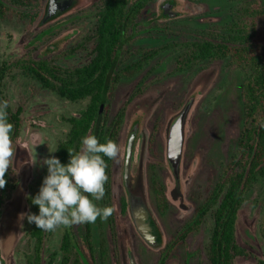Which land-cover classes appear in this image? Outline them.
<instances>
[{
  "label": "rangeland",
  "instance_id": "1",
  "mask_svg": "<svg viewBox=\"0 0 264 264\" xmlns=\"http://www.w3.org/2000/svg\"><path fill=\"white\" fill-rule=\"evenodd\" d=\"M260 1L264 5V0ZM166 2L174 4L172 14L180 16L164 17L160 6ZM47 3L48 0H41L38 10L32 12L40 14L35 19L20 18L16 13L0 17V68L21 57L52 61L64 68L83 67L90 61L97 6L102 0H82L70 14L41 26ZM231 8L229 0H154L141 13L131 42L121 54L120 68L142 61L145 55L154 57L139 73L117 83L105 104L109 122L124 107L126 116L117 143L120 156L112 167V204L116 208L113 224L111 216L107 221L98 218L92 223L96 264H100L101 242L108 252L107 264H157L165 253L166 264H209L212 212L204 216L200 227L185 240L180 236L207 201L237 148L244 120L243 75L230 67L227 60L179 70L176 57L183 52L181 44L214 39L211 34L220 32ZM169 45L173 46L164 48ZM2 90L10 107L22 110L23 127L15 145L13 168L19 178L23 171L28 173L29 197L39 192L48 174L42 161L56 157L58 143L70 129L68 119L78 116L89 101L70 102L24 77L18 69L8 72ZM189 102L192 107L186 123L181 191L176 192L167 162V132L172 120ZM134 123L138 124V133L131 182L133 189L143 184L148 207L162 231L159 249L146 244L135 229L129 207L123 210L121 205L124 198L128 201L123 173L127 141ZM33 161L37 164L33 165ZM153 174L164 187L168 202L165 210L161 195L153 189ZM103 199L95 203L107 206ZM27 212H31L29 206ZM263 224L264 186L260 183L249 192L238 213L236 240L246 253L237 257L234 264H264ZM31 226L26 218L21 221L10 258L7 261L0 251V264H28V257L34 254ZM70 228L84 258L94 264L85 241L86 223ZM63 230L57 229L46 237L42 264H60Z\"/></svg>",
  "mask_w": 264,
  "mask_h": 264
},
{
  "label": "trees",
  "instance_id": "2",
  "mask_svg": "<svg viewBox=\"0 0 264 264\" xmlns=\"http://www.w3.org/2000/svg\"><path fill=\"white\" fill-rule=\"evenodd\" d=\"M152 1L154 0H102L104 7L99 13L94 35L97 55L88 66L64 68L52 61L21 57L0 68V102H8L2 86L8 72L15 69L20 70L24 77L36 81L42 88L54 91L70 102L89 101L78 116L68 119L70 129L58 143L56 150V157L62 164L66 165L70 160L68 150L78 151L82 137L86 135H95L101 143L106 142L105 138L118 143L126 108L121 109L109 122L106 112L100 114L101 102L105 99L107 103L108 96L117 83L139 73L154 57L150 54L138 61L136 69L130 67L129 72H114L121 49L132 37V26ZM229 1L232 4L230 15L220 32L211 34L214 39L181 44L179 47L183 52L176 57L179 70L193 69L216 60H227L230 67L243 75L241 97L244 120L237 148L231 154L207 201L184 226L180 236L181 240H185L200 227L204 216L212 212L214 227L207 249L210 264H234L237 257L245 255V250L236 240L238 213L249 192L257 184L262 183L264 186V127L260 126L264 123V5L260 0ZM40 2L41 0H0V17L16 13L20 18L35 19L40 14L32 12L38 10ZM7 113L9 122L14 125L12 139L15 146L23 127L22 110H13L8 103ZM104 159L109 178L105 189L109 195L114 160L107 157ZM5 179L7 184L0 189V216L19 181L13 165ZM151 183L154 191L161 195L165 210L168 202L164 187L155 174L151 177ZM36 194L28 197V205L31 213L38 215L39 207L31 203V198ZM124 207L126 208L125 203ZM64 229L59 249L60 264H88L71 231ZM51 233L40 230L32 223L29 234L34 241V254L28 257V264H42L44 242ZM86 237L91 239V223H86ZM166 257L165 253L160 264H164Z\"/></svg>",
  "mask_w": 264,
  "mask_h": 264
},
{
  "label": "clouds",
  "instance_id": "3",
  "mask_svg": "<svg viewBox=\"0 0 264 264\" xmlns=\"http://www.w3.org/2000/svg\"><path fill=\"white\" fill-rule=\"evenodd\" d=\"M7 108V101L0 102V189L7 184L5 177L12 168L17 149L12 139L14 125L8 120ZM260 126L264 127V123ZM105 140L101 143L95 135L82 137L78 151L68 150L70 160L66 165L55 156L45 158L42 164L47 166L48 174L39 192L31 198V203L39 207V214L20 213V219L26 218L28 223L49 232L95 223L98 218L107 221L116 208L99 207L95 201H101L106 195L109 178L104 157L115 161L121 149L112 139ZM31 163L36 165L37 161Z\"/></svg>",
  "mask_w": 264,
  "mask_h": 264
},
{
  "label": "water",
  "instance_id": "4",
  "mask_svg": "<svg viewBox=\"0 0 264 264\" xmlns=\"http://www.w3.org/2000/svg\"><path fill=\"white\" fill-rule=\"evenodd\" d=\"M71 3L60 6L57 0H48L47 13L41 20L40 25L44 26L50 22L58 12H64L71 7ZM180 16L174 13L171 17ZM106 100L103 99L100 107V114L105 110ZM192 102L179 113L170 123L167 132V162L175 179L176 192L181 191V164L184 152L186 123ZM138 133V125L130 132L127 141L126 155L124 162V184L128 194L129 212L140 237L153 249L162 247V231L153 217L145 197L143 184L133 189L129 186L131 173L133 171V148ZM27 180L28 173L23 171L19 181L12 193L11 198L4 205L0 216V233H1V253L8 261L10 253L15 242L16 233L21 223L20 213H26L28 209L27 197Z\"/></svg>",
  "mask_w": 264,
  "mask_h": 264
},
{
  "label": "flooded vegetation",
  "instance_id": "5",
  "mask_svg": "<svg viewBox=\"0 0 264 264\" xmlns=\"http://www.w3.org/2000/svg\"><path fill=\"white\" fill-rule=\"evenodd\" d=\"M57 2L60 4V6H63L64 4H69V3H71L72 5H71V7L69 8V9H67L66 11H64V12H58V14L52 19V20H55V19H57V18H60V17H62V16H64V15H68V14H70L71 12H73L75 9H76V7L82 2V0H57ZM174 6V4H172V3H169V2H166V3H164L163 5H161L160 6V8H161V10H162V12H163V15H164V17H168V18H170L171 17V15H172V11L175 9V7H173ZM103 4H100L99 6H97V15H96V19L98 20V16H99V13L101 12V10L103 9ZM173 7V8H172ZM147 8V6L144 8V10ZM143 10V11H144ZM142 11V12H143ZM141 12V13H142ZM46 13H47V8L45 9V11H44V16L46 15ZM141 15V14H140ZM140 15H139V17H140ZM139 17L137 18V20L135 21V23H134V25L132 26V27H134V29L137 27V21H138V19H139ZM51 20V21H52ZM96 24H97V21H96ZM95 30H96V26H95ZM132 33V32H131ZM94 35H95V33H94ZM132 38V37H131ZM131 38H129L128 39V42L125 44V46L121 49V51H120V54H119V56H118V61H117V63H116V65H115V70H114V72H129V70H128V68H130V67H134L133 69H136V65H138V62H136V63H134V64H132V65H129V66H127L126 68H120V64H121V60L123 59V58H121V54L123 53V51H124V48L131 42L130 40H131ZM92 40H94V48H93V50H92V53H91V58H90V61L85 65V66H88V65H90L91 64V62L93 61V59L96 57V53H95V49H96V47H97V44H96V38L93 36L92 38H91ZM145 57H147V55H145V56H142L141 58L143 59V58H145ZM84 66V67H85ZM134 125H138L137 123H134ZM134 128V127H133ZM136 142H137V137H136V139H135V143H134V148H133V159H134V150H135V146H136ZM123 185H124V189H125V192H126V195H128L127 194V190H126V188H125V184H124V178H123ZM129 186L131 187V188H133V186H132V182H131V179L129 180ZM91 198V197H90ZM125 200H123L124 202L122 203V201H121V205H122V209L123 210H125L126 208L128 209V201H127V199L126 198H124ZM103 201H104V203L107 205V206H113V204H112V179H111V189H110V193H109V195L107 194V191H106V195L104 196V199H103ZM124 203L126 204V208L124 207ZM110 219H111V223L113 224V218H112V216L110 217ZM32 227V226H31ZM64 229V228H63ZM68 230H70L71 231V234L73 235V238H74V241L77 243V245H78V249L80 248L79 247V243L77 242V239H76V237H75V234H74V232H73V230H72V228H67ZM64 231H65V229L63 230V234H64ZM85 241H86V243H87V247H88V249H89V252H90V254H91V259H92V262L94 263V264H96L95 262H94V255H95V250H94V242H93V229H92V223H91V239L90 240H88L87 239V237H86V228H85ZM62 243V242H61ZM61 247V246H60ZM79 251L81 252V250L79 249ZM81 255H82V257L84 258V254H82V252H81ZM164 255L165 254H163V255H161V257H160V259H159V262L157 263V264H160V261L162 260V257H164ZM107 258H108V252H107V249H106V246L103 244V242H101V244H100V261H99V263L100 264H107L108 262H107ZM167 258H168V254H167V257H166V261H167ZM84 260L85 261H87V259H85L84 258ZM166 261L164 262V264H166ZM87 263L88 264H90V262H88L87 261ZM209 264H210V262H209Z\"/></svg>",
  "mask_w": 264,
  "mask_h": 264
}]
</instances>
